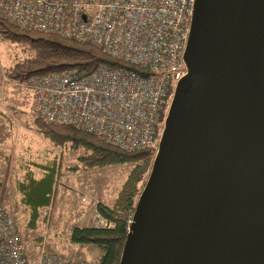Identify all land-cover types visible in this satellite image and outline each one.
Returning a JSON list of instances; mask_svg holds the SVG:
<instances>
[{"label": "water", "instance_id": "95a60500", "mask_svg": "<svg viewBox=\"0 0 264 264\" xmlns=\"http://www.w3.org/2000/svg\"><path fill=\"white\" fill-rule=\"evenodd\" d=\"M119 264H264V0H196Z\"/></svg>", "mask_w": 264, "mask_h": 264}, {"label": "built area", "instance_id": "2783aa9c", "mask_svg": "<svg viewBox=\"0 0 264 264\" xmlns=\"http://www.w3.org/2000/svg\"><path fill=\"white\" fill-rule=\"evenodd\" d=\"M195 1L0 0V19L25 31L92 44L139 70L101 64L90 73L64 69L34 75L23 81L31 93V114L126 152L154 148L156 153L175 88L188 73L185 50ZM92 223L112 226L96 209ZM0 264L97 263L44 248L32 254L0 204Z\"/></svg>", "mask_w": 264, "mask_h": 264}, {"label": "rangeland", "instance_id": "374dc122", "mask_svg": "<svg viewBox=\"0 0 264 264\" xmlns=\"http://www.w3.org/2000/svg\"><path fill=\"white\" fill-rule=\"evenodd\" d=\"M32 55L28 44L7 40L0 35V204L13 217L29 252L39 249L97 263L102 250L76 244L68 234L73 226H92L97 202L112 205L124 183L130 162L84 169L82 148L43 136L30 111L31 93L23 81L10 77L9 71ZM41 121V120H40ZM60 162L52 201L39 209L34 228L28 225L29 209L20 202L17 180L28 168L41 176L35 164ZM34 163V165L32 164ZM131 214V213H130Z\"/></svg>", "mask_w": 264, "mask_h": 264}, {"label": "trees", "instance_id": "16d2710c", "mask_svg": "<svg viewBox=\"0 0 264 264\" xmlns=\"http://www.w3.org/2000/svg\"><path fill=\"white\" fill-rule=\"evenodd\" d=\"M0 35L7 40L31 47V57L15 64L9 71L10 77L15 80L24 81L34 75L64 69L90 73L101 64L139 71L138 68L111 57L92 44L66 39L49 32L25 31L3 19H0ZM35 123L39 132L46 138L67 142L72 149L85 150L87 154L79 157L84 169L124 162L132 164L113 204L96 203V211L109 220L112 226H73L68 234L73 243L92 245L102 250L97 264H119L127 239L129 215L134 211L149 176L155 149L144 148L126 152L94 134L73 126L44 123L39 119H35ZM35 165L42 171L41 176L37 177L35 171L28 168L23 179L16 182L20 202L29 209L30 228L36 225L39 209L50 205L60 173V162L56 160L44 165Z\"/></svg>", "mask_w": 264, "mask_h": 264}]
</instances>
